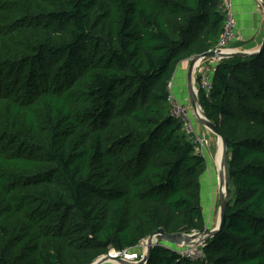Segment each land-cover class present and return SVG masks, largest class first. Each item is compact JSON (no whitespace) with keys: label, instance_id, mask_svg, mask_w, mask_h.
<instances>
[{"label":"trees","instance_id":"16d2710c","mask_svg":"<svg viewBox=\"0 0 264 264\" xmlns=\"http://www.w3.org/2000/svg\"><path fill=\"white\" fill-rule=\"evenodd\" d=\"M222 1L0 0V264L208 232L206 158L169 98L178 65L217 47ZM198 99L227 140L225 221L203 260L158 245L148 264H264V50L220 61Z\"/></svg>","mask_w":264,"mask_h":264},{"label":"water","instance_id":"95a60500","mask_svg":"<svg viewBox=\"0 0 264 264\" xmlns=\"http://www.w3.org/2000/svg\"><path fill=\"white\" fill-rule=\"evenodd\" d=\"M264 8V0H259ZM264 50V41L262 42L261 47L256 52H247V51H235L231 53L221 54L220 52H208L203 55H198L192 58L190 61L189 69V89L191 95V105L195 110V115L202 127L207 131H210L217 136L219 142L222 145V156L220 162V174H219V222L215 229L204 233H195V234H166L163 229L158 230L155 234L151 235L147 240V253L143 260L137 264H148L151 259L152 250L155 247L157 242H165L173 246L181 245H200L202 242H206L209 238L214 237L222 228L225 216L227 214V208L229 205V188H230V177L228 169V149H227V140L219 133L217 126L208 120L205 113L203 112L199 99H198V90L196 88V79L194 78L195 69L209 60H225L230 58H247L254 55L260 54ZM111 256L104 257L103 259L98 260L94 264H104L107 263ZM120 264H130L125 260H118Z\"/></svg>","mask_w":264,"mask_h":264},{"label":"crops","instance_id":"0c3cea01","mask_svg":"<svg viewBox=\"0 0 264 264\" xmlns=\"http://www.w3.org/2000/svg\"><path fill=\"white\" fill-rule=\"evenodd\" d=\"M233 11L237 22V41L233 44L231 49L236 51H247L250 53L256 52L257 50H259L262 42L264 41V8L262 3L259 0H233ZM190 63V60H186L178 65L170 85L171 90L175 91L182 101H185V98L187 97H190L191 100L189 89ZM218 63L219 62H216L215 60H210L204 63L203 66L209 67L211 69L214 68ZM195 71L196 72L194 74V78L196 79L197 68L195 69ZM182 103L184 104V102ZM205 131L207 132L206 129ZM212 136L214 137L216 142L219 143L217 136L211 133V137ZM218 143L217 150L216 147L213 151L207 150L209 154L214 153V155H218ZM205 158L207 162V169L205 171V174L201 178V184H203L202 187L204 186V190H206L205 197H211L214 200V197H212V193L214 195L217 192L220 168L218 163H215V161L211 159V157ZM217 166L219 171L217 170ZM205 181H207V183H205ZM213 183H216V186H214ZM203 202L204 201L202 200V206Z\"/></svg>","mask_w":264,"mask_h":264},{"label":"built area","instance_id":"2783aa9c","mask_svg":"<svg viewBox=\"0 0 264 264\" xmlns=\"http://www.w3.org/2000/svg\"><path fill=\"white\" fill-rule=\"evenodd\" d=\"M222 8L226 15V20L224 24L223 32L220 36L219 43L217 47L213 50L214 52H220L221 54L235 52L236 50L231 49L233 44L237 41V22L235 19L234 11H233V0H223ZM212 52V51H211ZM210 61V60H209ZM216 62H220L222 60H215ZM204 64V63H203ZM203 64L197 67L196 78H199L197 88L199 90H205L206 92H210L212 90V78L214 73V68H209L203 66ZM171 107H172V117L179 122H182L184 126L185 132L192 138V142L196 148L203 145V138L199 135V133L195 130V127L192 124L191 118L187 113V110L184 104L179 102L175 96L171 94L169 98ZM202 244L197 245L195 248L189 250H182L178 253L186 259L191 261H198L204 259L203 248H201ZM147 247V243H146ZM177 247V246H176ZM203 247V246H202ZM123 260L128 262H133L134 264L143 260L146 256L145 246L140 245L138 250L132 255L128 253H118Z\"/></svg>","mask_w":264,"mask_h":264},{"label":"rangeland","instance_id":"374dc122","mask_svg":"<svg viewBox=\"0 0 264 264\" xmlns=\"http://www.w3.org/2000/svg\"><path fill=\"white\" fill-rule=\"evenodd\" d=\"M171 94L173 96H175L180 103L184 102V106H185V108L187 110V113L189 114V116L191 118V121H192L193 126L195 127V130L203 138V140H202L203 141V145L198 147V148H196L197 152L198 153H202V155H204L205 157H211V159H213L215 161V163L216 162L218 163L219 168H220V162L218 160L222 156V153H221V150H222L221 142H219V143L216 142L214 137L213 136L211 137V132L210 131L206 132L205 128L200 125V123L198 122V120L196 118L195 110L193 109V107L191 105L190 97H187V98H185V101H182L181 98L176 94L175 91L171 90ZM203 134H204V136H203ZM217 143H218V153H217L218 155H216V154L214 155V153L213 154H209L208 151H213L215 149V147H216V150H217ZM217 170L219 171L218 166H217ZM208 181H210V180H208ZM205 183H207V181H205ZM213 184H214V186H216V183H213ZM218 188H219V182H218V185H217V192L215 193L217 196L215 194L213 195V193H212V197H214V200H213L211 197H209V198L205 197V191L206 190H204V186L202 187V195H203L202 200L204 201L203 202L204 215H205V218L207 219L206 220V230L207 231H211L212 229H215L217 227V225H218V222H219ZM195 233H199V232H193L192 234H195ZM146 243H147L146 240H144V242L141 243V245L145 246V253H147ZM201 244L203 246V247L201 246V248H204L205 243L202 242ZM158 245L164 246V247L169 248L171 250H174L176 252H178V251L180 252L181 249L182 250H186V249L191 250V249H193V248H195L197 246V245L195 246V245L189 244V245H181V246H177L176 247V246H173V245L165 243V242H157L155 246H158ZM118 253H120V252H117L116 250L112 249V250H110V252L107 255H104V256L100 257L98 260L103 259L104 257L111 256L112 258L109 259L107 261V263H104V264H120L117 261V259L118 260H123V258L120 257L118 255ZM129 263L133 264L132 262H129Z\"/></svg>","mask_w":264,"mask_h":264},{"label":"bare ground","instance_id":"6f19581e","mask_svg":"<svg viewBox=\"0 0 264 264\" xmlns=\"http://www.w3.org/2000/svg\"><path fill=\"white\" fill-rule=\"evenodd\" d=\"M219 162H221V157L219 158Z\"/></svg>","mask_w":264,"mask_h":264},{"label":"clouds","instance_id":"9594fccd","mask_svg":"<svg viewBox=\"0 0 264 264\" xmlns=\"http://www.w3.org/2000/svg\"><path fill=\"white\" fill-rule=\"evenodd\" d=\"M196 80H197V78H196ZM196 88H197V83H196ZM197 90H198V88H197Z\"/></svg>","mask_w":264,"mask_h":264}]
</instances>
